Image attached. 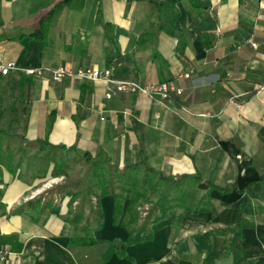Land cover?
Here are the masks:
<instances>
[{
  "label": "crops",
  "instance_id": "crops-1",
  "mask_svg": "<svg viewBox=\"0 0 264 264\" xmlns=\"http://www.w3.org/2000/svg\"><path fill=\"white\" fill-rule=\"evenodd\" d=\"M59 1L0 0L2 58L44 70L34 78L25 138L74 146L80 157L119 168L144 159L164 176H199L234 189L189 186L183 208L152 223L149 241L121 246V258L110 242L124 243L128 229L113 224L112 195L98 199L97 243L72 245L70 237L83 233L64 221L69 198L55 191L63 198L52 201L59 213L38 214L32 191L40 179L2 174L0 249L9 256L0 264H264V0H71L48 18L40 49L33 34ZM57 67H113L116 80L173 81L182 95L175 103L142 94L106 99L108 83L55 82L49 71ZM252 182L259 210L241 231L234 261L225 231L239 222L240 192ZM204 202L207 211L195 212ZM88 248L98 249L94 259Z\"/></svg>",
  "mask_w": 264,
  "mask_h": 264
},
{
  "label": "trees",
  "instance_id": "trees-1",
  "mask_svg": "<svg viewBox=\"0 0 264 264\" xmlns=\"http://www.w3.org/2000/svg\"><path fill=\"white\" fill-rule=\"evenodd\" d=\"M70 1L61 0L46 13L45 20L42 21L41 26L33 34V38L40 49H43L46 44L48 18ZM34 78L21 73L0 76V83H2L0 85V124L5 117V113L9 111L10 123L20 124L22 131H25ZM2 137H8V141L4 143ZM13 139L18 140V145H11L9 140L12 141ZM28 149L37 150V153L42 151L43 156L41 158L25 157V151ZM60 153L74 154L80 157L74 146L69 148L61 145L53 146L48 143L47 139L28 141L24 134H8L0 128V176L3 174V169L10 176H20L22 166L25 164L26 169L32 171L33 178L42 179L46 176L51 165L53 168H57L56 156ZM81 158L89 166L88 176L69 180L55 188L57 193H64L69 198L67 213L63 217L64 221L70 225L74 232L83 233L82 237L78 235L70 237L69 243L78 246L97 243L92 237V232L101 228L102 212L99 209L98 199L106 195H112L114 197L113 224L128 229V238L124 243L110 242V245L116 249L118 256L121 258L126 257L121 246L127 247L139 242L149 241L151 239L149 226L152 223L165 219L166 213L170 209L183 208L185 191L189 186L215 190L219 193H227L234 189V187L221 188L211 181L201 180L199 176H164L148 167L144 159L138 164L125 165L123 168H119L107 158L92 159L88 154L81 156ZM59 161L62 165L65 163V158L61 157ZM17 171L19 173L16 175ZM145 173L149 175L148 179L142 181V174ZM52 177H57L54 175V170L52 171ZM254 184L255 182L248 184L240 192L243 199L239 206V222L225 231L231 234L229 252L232 253L234 261L242 254V249L239 246L241 231L252 226L249 218L259 210V207L254 206L249 195ZM149 189H152L150 194L148 193ZM126 196H128V201L124 208ZM152 196L155 197V201L150 203V208L146 211V215L142 217L140 209L143 208L144 204H147L148 198ZM93 198H95V201H93ZM141 201L142 206L140 205ZM74 202H76V205L73 207ZM208 203H202L195 212L207 211ZM32 205H34V209L38 211V214H42L46 209L54 214L59 213V209L53 204L52 199L41 202L40 198H35ZM91 223H96L97 226L91 228Z\"/></svg>",
  "mask_w": 264,
  "mask_h": 264
},
{
  "label": "built area",
  "instance_id": "built-area-1",
  "mask_svg": "<svg viewBox=\"0 0 264 264\" xmlns=\"http://www.w3.org/2000/svg\"><path fill=\"white\" fill-rule=\"evenodd\" d=\"M44 70L42 68H25L18 69L14 62H5L0 53V76H7L11 73H21L25 76H41ZM114 68L110 67L105 70L95 68L77 69L72 71L65 67H57L49 71L52 81L59 82L64 78L78 79L83 81H104L111 86V90L106 94V99H111L114 93L121 94H142L151 99H159L175 103L176 99L182 95V89L178 88L173 81H167L159 84L140 85L133 81H119L114 79ZM189 77V73L184 75ZM32 198H35L32 196ZM62 197L57 195L54 204H59ZM95 201V199H93ZM9 256L8 251L0 249V262H5Z\"/></svg>",
  "mask_w": 264,
  "mask_h": 264
},
{
  "label": "rangeland",
  "instance_id": "rangeland-1",
  "mask_svg": "<svg viewBox=\"0 0 264 264\" xmlns=\"http://www.w3.org/2000/svg\"><path fill=\"white\" fill-rule=\"evenodd\" d=\"M0 85H2V83H0ZM10 120H11L10 113L9 111H7L5 113V117L2 123L0 124V128L8 132V134H13V133H17L18 135L24 134V132L22 131L21 125L18 123L11 124ZM2 138H3L2 140L4 141V143L8 141V137H2ZM9 142L11 143V145H15V144L18 145L17 139H13L12 141L9 140ZM25 152H26L25 157L41 158L43 156L42 151L37 153V150H34V149L33 150L28 149ZM61 157L65 158V163L62 165H60V161H59ZM56 159H57V164H56L57 168H53V166L51 165L47 171L46 176L40 179L36 187L33 189L32 196H34L35 198L37 199L44 198L45 201L52 199V201L54 202L55 197L57 196L54 194V191H56L55 188L57 186L64 184V182H68L69 180H72V179L73 180L79 179L81 176H88L87 170L89 166L86 165L85 160H83L81 157H77L74 154L67 155V154L60 153L59 155L56 156ZM53 170H54V175H56L57 177H52ZM2 173L5 176H7L8 172L5 169H3ZM17 173H19V171L16 172V175ZM20 176H33V174H32V171L26 169L25 164H23ZM30 196H31V193H30ZM154 201H155V197L152 196L148 198L147 205L144 207L145 211H142V217L146 215V211L151 206L150 203ZM60 203L62 202H59V204ZM97 250L98 249H94V248L87 249L90 259L91 258L94 259L96 257Z\"/></svg>",
  "mask_w": 264,
  "mask_h": 264
}]
</instances>
